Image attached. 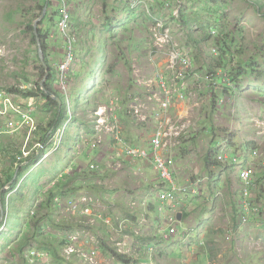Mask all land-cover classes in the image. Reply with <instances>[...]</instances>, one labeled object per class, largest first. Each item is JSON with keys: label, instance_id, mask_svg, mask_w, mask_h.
Listing matches in <instances>:
<instances>
[{"label": "rangeland", "instance_id": "rangeland-1", "mask_svg": "<svg viewBox=\"0 0 264 264\" xmlns=\"http://www.w3.org/2000/svg\"><path fill=\"white\" fill-rule=\"evenodd\" d=\"M49 1L0 0V100L4 96L14 105L31 106L38 127L32 134L33 123L22 127L18 113L11 112L6 103L0 107V113L9 111L6 115L0 114V193L5 201V208L0 202V264H117L101 250L104 244L125 249L135 259L134 264H147L144 262L153 251L155 258L151 259L156 264H187L188 261V264H264L262 161L257 162V180L260 179L263 186L250 192V203L255 211L247 216L249 221L242 223L239 216L242 210L237 201L242 197V187L238 172L233 173L228 168L225 175L218 177L217 172L212 171L214 177L205 189L210 197L208 201V196L204 195L183 197L179 202L186 201L187 206L175 214L184 213L186 218L181 223L177 221L171 240L164 232H159V226L162 222L167 225L172 201H160L161 191L156 186L161 181L157 173L147 169L151 165L144 167L139 161H132L117 170L115 166L121 163L116 165L113 158L107 156L104 143L96 144L97 149L92 148L94 132H90L86 116L102 100L104 102L100 90L104 82L121 93L129 85L126 94L132 93L137 87L134 83L127 84L126 76H134L131 68L138 60L148 59L151 52L157 53V49L140 45L148 44L151 39L152 21L155 26L157 17L167 19L159 12L160 0L154 12L149 11L153 20L145 13V6L141 4L131 10L128 0H51L50 5ZM174 1H181L187 21L197 26L191 36H180L182 43L188 40L193 44L196 65L224 67L220 55L215 54L223 46L231 49L226 51L232 53V58L226 56V59L232 63L238 89H244L256 102L264 101V0ZM46 7L47 14L39 21ZM36 22L37 29L42 27L48 38L47 52L53 70L51 84L56 92L65 93L63 85L56 89L57 70L62 66L59 63L69 57L73 58V63L81 61L72 76L68 73L74 85H66L72 90L71 105L66 109L72 106L71 111L78 118L67 124L61 148L46 160L34 148L40 138L50 133L56 108H50L38 91L46 80L45 66H49L45 59H40L37 37L34 41L28 31V26L34 27ZM211 53L216 56L214 59ZM157 56L161 58L162 53ZM130 57L134 58L129 60ZM160 58L158 67L164 62ZM161 71L165 72V68ZM27 84L37 86L28 85L32 96L21 89ZM148 84L140 90H146ZM67 110L63 112V119L68 115ZM211 112L206 111L208 120ZM61 121L60 129L65 125ZM126 133L132 138L139 133L146 136V131L138 132L131 126L126 128ZM258 133L264 134V129H258ZM234 135H237L240 152L249 153L256 147L249 142L256 138L249 125H240ZM142 141L140 145L145 144L148 137H143ZM219 143L215 141L210 149L216 150ZM233 147L236 149V145ZM261 149L264 151V146ZM95 163L101 168L94 174L90 166ZM69 166H73L72 171L67 169ZM195 166L193 175L203 172L209 176V169L203 168L202 162L197 161ZM183 167L184 164L181 170ZM101 175L107 179L99 177ZM213 192H219L218 201L211 199ZM144 194L150 206L142 199ZM129 200L131 206L135 205L130 210L127 208ZM137 209L139 220L128 221L131 211ZM237 216L239 219L235 221ZM118 217L124 220L121 221L123 226ZM166 230L171 233L168 226ZM67 240L70 243L64 247L62 242ZM198 252L204 253L199 260Z\"/></svg>", "mask_w": 264, "mask_h": 264}, {"label": "bare ground", "instance_id": "bare-ground-1", "mask_svg": "<svg viewBox=\"0 0 264 264\" xmlns=\"http://www.w3.org/2000/svg\"><path fill=\"white\" fill-rule=\"evenodd\" d=\"M174 2V0H160L158 2V8L160 9L159 12L161 11L160 14L164 15L168 19V22H173L162 23L159 26H154L151 29L152 34L150 36L151 39L148 40V44L145 42L140 46H149L151 40L154 38L162 41L161 48L164 62L159 64V66L165 67V74L175 79V81L171 83V87L177 84L182 86L183 82H185V85H188V88L184 89L183 96L177 95L175 93L169 95H164L162 93L154 94L149 90H140V87L146 83L151 84V89L157 88L162 90L159 83L160 79L150 78L148 76L152 70V67L155 65V61L160 57L156 56L153 58V60L149 58L138 60L136 65L131 68V70L134 72V76H126L127 84L134 83L137 87L136 90H134L132 93L126 94L127 90L129 89V85H126L125 91L121 93L110 88L108 84H105L104 82L100 88V90H102V94L104 95V102L102 100V103H100L98 106H95L96 108L91 113L90 111L88 112V117L86 116V123L89 124L90 132H96L98 129L106 125L120 123L122 126L121 136L123 141H125L127 136H130L126 133V128H129L130 126L135 128L138 132L146 131V136H144L143 133L134 134L133 138L131 139V144H128L134 147H142L143 144L140 145V143L143 142L142 138L148 137V143L145 150H155V147H158L159 149L157 153L163 158H166L167 154L171 153L174 148H171V150H167L168 148L163 149L164 143L162 139L153 141V139L158 135L159 128L162 125L163 128H168V123L174 122L175 120L178 121V124H188L189 128H192L193 124H195V133L191 137L193 142L189 144L185 143L183 145L179 143L184 167L181 170L182 172L177 174V178L172 179L171 187L175 186L176 190L184 192L187 198L189 196L193 198H198L204 195L208 196L205 192L206 179H202L201 182L198 183H194V181L188 182L189 180H195L197 177V174H192L194 170L193 166L196 165L197 161H200L204 164L203 168L209 169V175L213 173L212 171H216L219 175L218 177L225 175V171L230 167V164L233 165V163H235L238 165V168H242L238 172V178H241L245 181V186L242 187L241 192L242 197L249 196V193H244L243 191L248 189L249 184H255L257 181L259 174L257 162L262 161L264 165V151L261 149V146H264V134L258 133V129H264V125H259L261 122L264 124V101L257 100L256 102L253 97L246 95L247 92L244 91V89H241V91L238 89V84L232 75V70L230 69V67H232V63L230 60L226 59L227 51L224 46L220 52L215 54L216 56L220 55L219 57L222 59L224 67L215 66L214 68H209L208 65L205 64H203L202 67L196 65L194 47L191 46L193 44L188 40H186V42L183 40V44H188L183 50L177 47L178 41H181L180 36L183 34L191 36L197 29V26H190L186 24L181 1H179L177 5ZM174 10L176 18L173 20V15L171 12ZM210 32L212 33L213 29H210L209 33ZM172 50L173 56L171 55ZM230 50L231 49H229V51ZM1 53L2 52H0V55ZM229 55V57L232 58V53H229ZM216 56L212 55L211 58L214 59ZM132 58L134 57H130L129 60ZM147 61H150L151 64L149 69H147L145 65ZM80 62L81 61L78 60L75 63H68L69 65H72L70 69L63 68L57 70L60 81H56V85L58 86L56 89L58 90L60 85H63L65 89V93L63 94L57 91L63 97L65 108L71 105L70 95L72 92L71 88H67L66 85L68 83H72V85H74V80L71 76ZM63 63H65V60L60 64L62 65ZM58 68L61 67L59 66ZM68 73H71V76H68ZM49 74V68L48 70L46 68V80L40 84L41 89L44 91V85ZM182 79L183 82H181ZM28 85L33 84L22 85V91L32 92V89ZM191 92H193V95L197 94L198 96L189 97L188 94ZM40 95L43 96L42 93H40ZM51 97L55 98L59 105L61 104L60 98H56L54 95ZM2 100H4L5 103L11 107V112L16 114L18 113L17 117L22 120V127L25 124L29 125L33 123L31 126V133L33 134L38 130V127H36L34 123L35 119L32 117L34 110L31 106L26 107L22 105H14L10 99L4 98V96L0 102ZM211 110V118L208 120L206 111L208 112ZM8 113L9 111H5L0 114L6 115ZM73 116L74 115L69 116L70 119L66 121L65 126L62 127V129L57 128L58 130H51L47 136L48 140H42L41 138L39 139L40 142L36 144L34 150L41 152L43 160L48 159L51 154L57 152L61 148L65 131L67 129V124L72 122ZM78 116L80 117L81 115L79 114ZM207 120L208 122H206ZM240 125H246L247 127L249 125L251 129H253L256 136L254 139H249V142L251 141L256 145V147L253 148L249 153H242L233 147V139L237 136H233V133L238 132ZM207 126H209V129ZM248 130L249 129H247V131ZM59 131L60 133H57ZM186 134L188 136L191 135L190 132H187ZM1 136L2 135H0V137ZM215 141L220 142L218 148L214 153L209 155L208 150ZM196 148H199L200 150H197ZM201 150L205 152L207 151L208 154H202L203 151ZM234 153L238 155H235ZM109 154L112 155L111 152H108V157H110ZM219 162V168L224 169V174L218 172L217 163ZM119 163L123 165L124 163L127 164V161H122ZM96 166V163L90 166L91 173L94 171L95 174V171L101 168ZM72 167L73 166H69L67 169L69 168L72 171ZM185 168H187L188 171ZM64 173L65 172H63V174ZM245 174H248L247 178H244ZM99 177L107 179V177H103L102 175ZM150 186L153 188V183H151ZM158 186L160 191L163 194H166L164 192L167 188H163V186H165L163 182L158 184ZM171 187L167 189V193L171 192ZM190 189L191 191H189ZM252 189L253 186L251 185L250 190ZM153 191L157 190L154 189ZM215 195L219 197L220 194L219 192H215ZM128 197H130V193ZM142 199L146 200L149 206L151 205L149 198L146 197V194H144ZM208 200L209 196L207 201ZM134 206L135 205H130L129 200V206L127 207L128 210L135 208ZM186 206V201L180 203L179 205H176V203L173 205L171 204V213L168 223H166L167 225H163L164 222H162L159 226V232H164L163 234L167 239L172 240L173 236L175 235L174 230L177 221L179 223L183 221L182 214L177 215L175 212ZM244 209L246 208L241 205L242 212ZM86 211L89 212V210ZM131 213V218L128 221L137 222L139 220L138 209L132 210ZM179 218L181 220H179ZM246 220L249 221L250 217H245L242 223H244ZM166 226L169 227L171 233H167ZM159 243L160 242H158V245ZM120 249L119 251L127 252L123 248L121 250ZM153 253L154 251L152 252V256L147 259V264H156V262L151 260V258H155Z\"/></svg>", "mask_w": 264, "mask_h": 264}, {"label": "built area", "instance_id": "built-area-1", "mask_svg": "<svg viewBox=\"0 0 264 264\" xmlns=\"http://www.w3.org/2000/svg\"><path fill=\"white\" fill-rule=\"evenodd\" d=\"M128 4L130 6L131 9H134L136 7H138L139 5H143L145 6V13L153 20V17L149 14V11L152 10L155 7V4L158 2V0H128ZM176 3V2H174ZM178 3V2H177ZM176 3V5H177ZM132 6V7H131ZM154 12V11H153ZM177 12V10H176ZM173 15V20L176 18L175 15V10L172 12ZM156 25L155 26H159L162 23H171L168 22V19H164L157 17L156 18ZM154 27V22L152 21V24L150 26V29H152ZM161 44L162 41L158 40V39H153L151 40L150 43V47L153 48L154 50L157 49V53H150V57L149 59L153 60L154 57L157 56V54L159 52L162 53V48H161ZM186 45L183 44L181 41H178L177 43V47L180 48L181 50L184 49ZM171 55L173 56V50L171 51ZM161 59H164L163 56L161 57ZM158 60L155 61V65L152 67L153 71L148 75L150 78H159L160 81V87L162 90H159L157 88L151 89V84L149 83L148 86L146 87V90L151 91L154 94H159L162 93L164 95H169V94H177V95H181L183 96L184 93V89L188 88V85H185V82H183V79L181 80V82H183L182 86H179V84L171 87V83H173L175 81L174 78H172L169 75H166L164 71H161V68H165V67H158L157 66V62ZM68 63H73V58L69 57L68 59L65 60V63L62 64L61 69H65L67 66H71ZM150 61H147L146 67H150ZM166 70V68H165ZM147 84V83H146ZM145 86V85H143ZM141 86V87H143ZM145 90V91H146ZM189 97H195L198 96L193 95V92L188 94ZM2 105H5V101L2 100L0 102V107ZM168 128L164 127L163 125L159 128V132L158 135L156 136V138L153 139V141H157V140H161L164 143L163 149L164 148H168L167 150H171V148H174L173 151H171V153L167 154L166 158L161 157L157 151H158V147H155V150H145L146 147L142 146V147H134L130 144H128L127 142L123 141V138L121 136V131H122V126L120 125V123H113L110 125H106L104 127H101L100 129H98L96 132H94V141H92V147L96 148L97 145L96 144H103V149L106 152H111L112 155L110 156L111 158H113V163L114 164H118L119 162H126L127 161V165L131 164L132 161H141V162H145V161H150L151 165L154 167V169L157 171L158 176L160 177L161 181L163 182V184L165 186H163V188H169L171 187V181L174 178H177V174H178V167H177V163L179 161H182L181 158V153H180V146L179 143H181L182 145L185 144L187 141L190 140V138L194 135V127L195 124H193L192 128L188 127V124H178V121L175 120L174 122L168 123ZM150 132H154V131H150ZM190 132L191 135L188 136L186 133ZM57 133H60L57 132ZM55 133V134H57ZM154 147V146H153ZM161 157V158H160ZM18 159H21V157H19ZM122 160V161H121ZM220 165V162H219ZM121 167V164L119 166H115L116 169H119ZM218 168V172L219 173H223L224 169ZM230 170H232L233 168H238V165H236L235 163H233V165L230 164ZM239 170H241L242 168H238ZM248 174L244 175V178H247ZM242 181V185L245 186V181L241 178H239ZM202 178H198L196 181L194 180H189L188 182H193L194 183H198L201 182ZM252 184H249L248 189L244 190V193H249L250 187ZM159 188V186H157ZM165 190L163 194L162 192H160V201L162 203L164 202H171V204H175L179 205L180 200L182 199V196H185L184 192H180V190H176L175 186L171 187V192L167 193L168 190ZM191 191V189L189 190ZM197 195V194H196ZM215 199L218 198L216 195L214 196ZM243 197V202H242V206H244V211L245 214L242 215L241 217L245 218L247 215H249L251 213V209L250 206L246 203L245 198ZM120 221V226H123L124 223L121 221L124 220H120L121 218H119ZM122 234V233H121ZM124 234H126V232H124ZM119 242H117L118 244ZM119 245V244H118ZM122 254H126L128 255V252H123V251H119Z\"/></svg>", "mask_w": 264, "mask_h": 264}, {"label": "trees", "instance_id": "trees-1", "mask_svg": "<svg viewBox=\"0 0 264 264\" xmlns=\"http://www.w3.org/2000/svg\"><path fill=\"white\" fill-rule=\"evenodd\" d=\"M51 1V0H50ZM50 1H49V5H50ZM44 2L46 3V0H44ZM58 14V13H57ZM49 17V14L47 15V17H46V19ZM41 25V24H40ZM212 28V27H211ZM28 31L29 32H31L32 33V35H33V40L35 41L36 40V36H35V33H34V27L32 26V25H29L28 26ZM38 32H39V35H38V37H39V39L42 41V49H43V52H44V59H45V62L47 63V65L49 66V68H50V74H49V76H48V79H47V82H46V85H45V91H43V89H41L40 87H38V91L40 92V93H42L43 94V96H44V98L47 100V102L49 103V106H50V108H53V107H55L56 108V111H55V113H54V120H53V122H52V124L50 125V129L51 130H55V129H57L58 128V126H59V124H60V121H61V119H62V121H61V123L64 121L65 123H66V121H68L69 119H70V117L69 116H71V115H73V113H72V106H71V108H67V109H69L68 111V115L63 119V112L65 113L66 111V108H65V110H64V100H63V97H62V95H59L60 93H58V92H56L55 90H54V87H53V85L51 84L52 83V80H53V74H52V67L50 66V62H49V56H48V52H47V50H48V44H47V35L45 34V32H44V30L42 29V27H40V29L38 30ZM225 49L227 50V51H229V49L228 48H226L225 47ZM222 52H223V50H222ZM224 52H226V51H224ZM64 61V60H63ZM62 61V62H63ZM43 71H44V67H42L41 68ZM230 69H232V67H230ZM45 71H46V69H45ZM44 73V77L46 76V72H43ZM238 73V72H237ZM234 77H235V75H234ZM237 77H239V73L237 74ZM26 94H27V96H32L33 94L31 93V92H26ZM52 95H57L60 99H61V104L59 105V103L56 101V99L55 98H52L51 96ZM55 99V100H54ZM46 102V103H47ZM77 117L76 116H73V119H72V122L70 123V124H72L74 121H75V119H76ZM65 126V125H64ZM63 126V127H64ZM58 129H60V128H58ZM57 129V130H58ZM50 130V131H51ZM49 131V132H50ZM47 134L45 135V136H43L41 139L42 140H48L47 139ZM131 136H127L126 138H125V141L127 142V143H130L131 144ZM64 139H65V135H64ZM206 159H210V158H206ZM217 165H218V163H217ZM213 175H214V173H212V174H210L209 175V178H211V179H213ZM198 178L196 177L195 178V180L194 181H196ZM211 179H209V180H211ZM10 181H13V178H10ZM244 185H242V183L240 184V187H243ZM252 186H253V189L252 190H249V192H253V191H255V190H258L259 188H261L263 185H262V183H261V181H260V179H258L257 181H256V183L255 184H252ZM249 197H250V194H249V196L247 197V198H245V201H246V203L251 207V208H253V209H255L254 208V206L252 205V203H250L251 202V200H249ZM4 198H5V195H4ZM0 202H2V205H3V208H5V201L3 200V197H2V195H1V193H0ZM242 202H243V197H239V200L237 201V204H239V205H242ZM236 209V208H235ZM4 213V212H3ZM237 214V213H236ZM245 213H244V210H243V212H240V215L239 216H242V215H244ZM3 216H4V214H3ZM182 216H183V221H184V219L186 218V214H184V213H182ZM1 217H2V214L0 213V219H1ZM2 223V222H1ZM0 223V224H1ZM239 227V226H238ZM39 231H41V229L39 230ZM70 243V241L69 240H67V241H63L62 242V245L65 247V246H67L68 244ZM101 250H103V252H105V254H107L109 257H112L115 261H116V263L117 264H134V258H132V257H130L129 255H126V254H122V253H120L119 252V250H118V248H117V246L116 245H113V246H110V244H104L103 246H102V248H101ZM144 251H146V248H144ZM152 260V259H151ZM147 263V262H146Z\"/></svg>", "mask_w": 264, "mask_h": 264}, {"label": "clouds", "instance_id": "clouds-1", "mask_svg": "<svg viewBox=\"0 0 264 264\" xmlns=\"http://www.w3.org/2000/svg\"><path fill=\"white\" fill-rule=\"evenodd\" d=\"M127 4H128V3H127ZM128 6H129V4H128ZM129 8H130V6H129ZM130 9H131V8H130ZM131 10H132V9H131ZM192 140H193V139L190 138V140L187 141L186 143L189 144V143L193 142ZM147 143H148V141H147L145 144H143V147H144V146L146 147ZM208 151H209V155H211V154L214 153L216 150H215V149L213 150V149H210V148H209ZM234 154H235V153H234ZM235 155H238V154H235ZM139 163H140V164H147V163H149V164L151 165V162H150V161H145V162H141V161H139ZM182 164H183L182 161H179V162L177 163V167H178L177 170H178V173H179L180 170H181V165H182ZM218 166H219V163H218L217 167H218ZM144 167H146V166H144ZM151 167H152V169H154V167H153L152 165H151ZM147 169H149V167H148ZM154 171L157 173V171H156L155 169H154ZM232 171H233V173H237V172H239V169H238V168H233ZM199 177L202 178V179H206V184H205V186H206L208 183H210V181H211V180H209V179H210L209 176H206L205 173H203V172H201V175H200V174H197V178H199ZM157 178L160 179V177L158 176V173H157ZM237 179L239 180L238 177H237ZM160 181H161V179H160ZM161 182H162V181H161ZM152 183H153V182H152ZM239 183L241 184L242 181H239ZM157 186H158V185H157ZM157 186H156V188H158ZM240 188H241V187H240ZM208 196H209V195H208ZM214 196H215V193L213 192V193H212V196H211V199H212L213 201H218V200H217L218 198L215 199ZM183 197H186V196H182V199H181L180 201H182V200L184 199ZM209 198H210V197H209ZM249 200H251V197H249ZM231 208H232V207H231ZM232 209H233V208H232ZM254 211H255V209H254L253 211L251 210V213H250L249 215H247V216H251L252 213H253ZM244 213H245V211H244ZM247 216H246V217H247ZM236 219H237V220L239 219L238 216L235 218V221H236ZM240 219H241V222L244 221V218L241 217V216H240ZM192 236H193V233H192ZM190 246H191V245H189L188 247H190ZM90 255H92V254H90Z\"/></svg>", "mask_w": 264, "mask_h": 264}, {"label": "water", "instance_id": "water-1", "mask_svg": "<svg viewBox=\"0 0 264 264\" xmlns=\"http://www.w3.org/2000/svg\"><path fill=\"white\" fill-rule=\"evenodd\" d=\"M46 14H47V7L44 9V12L41 15V18H40L39 21H41L46 16ZM38 22L35 23L34 27H35V34H36V37H37L38 46H39V56H40V59L43 60L44 59V52L42 50V45H41L40 39L38 37V35H39L38 29H37ZM45 68H47V70H48V67H45ZM239 181H241V180L239 179ZM179 220H181V219L179 218Z\"/></svg>", "mask_w": 264, "mask_h": 264}, {"label": "crops", "instance_id": "crops-1", "mask_svg": "<svg viewBox=\"0 0 264 264\" xmlns=\"http://www.w3.org/2000/svg\"><path fill=\"white\" fill-rule=\"evenodd\" d=\"M184 1H185V0H184ZM183 15H184V19H185V22H186L187 25H190V26H196V24L189 23V22L187 21L188 19L185 17V14H183ZM200 31H201V30H200ZM227 56H230V55L227 53ZM62 61H63V60H62ZM59 64H60V63H59ZM233 142H234V145H236V149L238 150V147H240V146L237 144V140H236L235 138L233 139ZM240 145H241V144H240ZM141 166H147V167H148V166H150V164H149V163H147V164H142ZM141 166H140V167H141ZM149 169H152V167L150 166ZM152 170L154 171V169H152ZM154 173L156 174L155 171H154ZM208 195H209V194H208ZM189 248H190V247H187L186 249L188 250ZM202 249L204 250V253H205V252H206L205 249H204V248H202ZM198 251H199V250H198ZM198 253H199V254H198V258H197V259L199 260L201 256H204V253H203V254H201L200 252H198ZM207 257H210V256L207 255ZM187 260H188V259H187ZM188 263H189V261L187 262V264H188Z\"/></svg>", "mask_w": 264, "mask_h": 264}]
</instances>
